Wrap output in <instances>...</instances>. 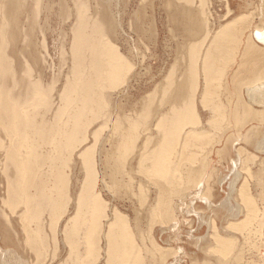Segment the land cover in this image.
<instances>
[{"label":"bare ground","instance_id":"6f19581e","mask_svg":"<svg viewBox=\"0 0 264 264\" xmlns=\"http://www.w3.org/2000/svg\"><path fill=\"white\" fill-rule=\"evenodd\" d=\"M28 1L0 0V149L4 156L0 159L3 161L4 172L6 171L7 175V189H5L8 193L7 203L14 210H12L14 213L19 214L18 220L21 219V222H23L22 228L25 241L31 245L37 260L44 263L48 249V236L45 231L48 224L52 230H55L53 240L56 251L53 257L58 258L53 262L54 259L51 257V264L57 262H59L58 264H145L146 262L147 264L149 256H151L152 263H154L156 258L159 259L158 255L165 259L170 254L167 248L164 249L158 242H156L154 248L149 242L152 249L145 245L144 238L146 239V236L143 235L142 227L140 228V216L137 217V215L133 222L126 213L114 207L100 191L102 182L101 169H99V164L102 162L101 152L108 144L107 136L103 137L102 132L108 126L111 116L106 111V107L113 89L126 81V75L134 67V64L118 45L115 31L116 23L109 18L105 9L101 16L98 11L95 13L91 11L87 1L73 0L75 22L73 25L71 23L70 35L65 40L69 41V49L65 50L64 44L59 41V44L63 45L60 58L61 66L58 73H55L54 65L52 81L46 84L43 81L44 66L51 54L48 49L46 34L42 31V40L37 43L36 33L39 31L40 26L37 30L35 28V25H38L36 20L40 16L39 10L42 0H33L35 5L32 10L35 19H33V23L30 20L27 23H22L20 18L27 9ZM188 1L189 3L194 2V0ZM201 2L204 4L203 1ZM261 2H264V0H261ZM185 6H181L180 18H175L176 23L179 24H181L182 18L189 20L182 32L188 38H195L188 46L187 55L190 63L185 66V73L182 72L180 74L181 79L176 80L174 78L175 70H171L159 96L156 94L149 96L140 114L125 116L122 119L118 118L113 125L115 137L113 136L109 140L113 151L105 158V166L108 168L109 165L116 164L115 170L118 171L120 170V164H122V172L124 175H130V178L132 174L127 170L126 162L130 153L139 148L137 165L140 169L145 170L148 176H155L157 179L163 177L170 180V176L173 174L174 177V174H176V178H173L174 183L177 178L183 179L182 176L180 177L182 173L180 167L174 166L175 168H171L174 164L173 157L176 154L178 145L186 148L191 146L192 148V145L194 147L195 145H201L202 141L210 136L207 132L208 129L204 130L205 128H202L204 127L203 118L201 119L202 114L200 115L198 110V98L203 103L202 106L211 107L215 114L218 111L220 112L225 105L223 102L214 101V97L218 95L216 89H221V81H223L222 86L227 85V82L225 83L224 80L219 79L222 76L223 79H226L227 73L230 72L226 65L230 67L231 64L237 61L236 65L241 70V67L243 69L245 66L244 62L240 61L241 57L242 59L243 57L253 59L260 56L264 58V49L261 48L263 52L254 49V46L256 48L264 47V25H256L255 35L248 33L250 27L247 28V25V27H243V30L238 29V24L243 20L242 17L247 16L241 15L242 20L239 21L240 18H237V14L233 16V9L229 5L226 8L228 9L226 21L220 23L219 28L212 31L207 23V18L205 19L206 16H203L206 14L205 9H199V12H197ZM259 10L264 21V8L261 7ZM199 14L204 19H201ZM249 14L248 17L252 15ZM70 16L69 12L68 17H64V22L69 21L67 18H70ZM25 17L29 18V14ZM252 17L250 18L252 19ZM240 34L245 35L246 39L243 41L249 44L245 47L250 46L251 52L249 48L246 49L243 46L240 47L242 52L239 51V45L241 46ZM207 39L212 48L208 45L209 48L206 47L207 49L201 52L200 48L203 46L201 47L202 43H199L200 41L205 43ZM9 49L14 55V59L8 54ZM197 61L202 65H197ZM17 63L19 66H17ZM65 67L68 70L66 74H62ZM18 68L22 69V74L18 72ZM200 71H202L203 78L207 79L202 82L204 85L202 88L199 86V78L196 79L197 74L201 73ZM262 71L251 69L252 77L249 81L252 82L248 84L252 85H246H248L247 90L250 93L247 100L260 103V106L264 108V89L259 86L263 82L264 66ZM61 74L64 81L62 87L57 89L61 81ZM238 75L237 72L232 75L233 86H243L244 84V82L242 83L243 79H239ZM216 78L219 79V82H217L218 79L214 81ZM219 84L220 86L215 89L216 85ZM236 87H233V91ZM234 93L237 94L236 91ZM242 105L243 108L237 110V114L234 116H237L236 122L245 121L242 123L245 127L247 119L251 118L254 112H251L250 104H248V107ZM238 106L240 107L239 104ZM239 107L237 109H240ZM255 111L259 112L258 115L254 114L257 116L256 120H259L258 116L264 111ZM220 115L223 118L228 117L227 109ZM101 119L103 125L99 129L90 132V126ZM208 120L209 125L216 128L221 125L217 118ZM125 124L127 125L126 130L124 129ZM243 138L247 142L254 141L258 145L262 141L256 136V128H254L248 130L244 137L239 135L234 140L230 139L232 141L229 140V143H232L230 146L235 148V141ZM91 139L93 143L85 146L78 153V147L85 142L89 144ZM139 145L140 147H138ZM182 151H178L180 156L185 152ZM227 151L229 152V149ZM219 152L222 151L219 150ZM197 155L196 152H190V154H186V159L194 162L197 160ZM77 156L80 159L81 172L84 176L78 192L75 190L78 182L75 180L74 173ZM231 161L234 163L236 160L231 157ZM234 165L236 167V164ZM169 166L171 169H169ZM198 166L201 167V165ZM200 167L197 168L195 165L187 169L182 168L185 170L183 172L186 173V180L190 188L188 184L185 186L184 183H181V179L178 180L180 184H184L183 186L188 190L192 189L191 187L201 189L204 178L208 175L211 176L212 173H208V168L201 169ZM169 170H172V174ZM192 174L196 175V177L192 176L194 179L196 178L195 180H192ZM260 174H256L259 181L261 180ZM238 178L237 175L236 181ZM111 183L119 190L127 189V184L125 185L123 181L119 180L113 170L111 171ZM170 183L166 185H170ZM247 185V183H243L241 187L237 186V189H240L239 196L243 203L245 202V207L232 208L234 213L245 211L246 217L244 220H230L228 218V227L237 225L238 229L240 227L238 224L246 222L249 219L250 211H253L254 207L252 208V205L253 202H256L255 199L252 200L247 192ZM177 186L179 187V185ZM175 187L173 186V188ZM160 189L170 192L164 187H160ZM143 191L146 190L143 189ZM201 191L203 193V190ZM166 192L164 194L160 193L159 198L155 199V207L152 205L150 208L149 206V209H151L149 212L152 213H147L146 217L152 214L151 217L148 216L150 219L152 218L151 221H153V218L155 220V215L158 216L160 212L164 211H166V213H162L164 216L166 214V216L173 218V202H169L172 196L169 195L170 199L167 198L169 203L166 202L167 200L162 199L168 196ZM183 192L187 193V190L185 189ZM199 192L198 196H200ZM144 195L142 193L138 195L141 203L145 200L146 195ZM165 203L166 208L164 209L162 207H165ZM18 206H22V208L17 210ZM255 207L257 212V206L255 205ZM72 212L73 215L64 224L65 219ZM255 213H253L254 216H256ZM45 215H48L46 221ZM159 216L161 218L162 215ZM166 216L165 218L168 220L169 218ZM215 220L214 218L213 229H211L213 232L211 233H213L212 237H215L213 240L218 245H213L214 242L208 248L218 251L221 255L223 254L222 256H227L228 250L232 249V245H236V243H233L235 239L232 238L233 236L225 238L220 233V227ZM11 223L13 224V222ZM167 223L169 222L167 221ZM151 225L153 227V223ZM244 226L246 227V225ZM152 227L150 226V229ZM166 227L164 226V229ZM148 239H146V244ZM152 240L154 242L153 238ZM64 250L67 251L65 259L62 256ZM173 251L171 250V254L174 253L173 256L179 255L178 249ZM222 256L221 259L218 258L219 261L217 259V264L228 263L225 262L224 258L222 260ZM0 264H5L3 256Z\"/></svg>","mask_w":264,"mask_h":264},{"label":"rangeland","instance_id":"374dc122","mask_svg":"<svg viewBox=\"0 0 264 264\" xmlns=\"http://www.w3.org/2000/svg\"><path fill=\"white\" fill-rule=\"evenodd\" d=\"M84 1H87L89 3L91 11L93 13L98 11L102 16V12L105 9V12L109 16V18L116 23L115 31L117 33L118 45L120 46L122 52H124V54L127 56V58L134 64L132 70L126 75V81H123L120 85L117 86V88L113 89L110 101L108 102V105L106 107V111L109 112L111 116L108 122V126L102 133L103 137L107 136L108 144L105 145V148L101 152L102 162L99 164V169H101L102 174L100 191L103 193L104 197L109 202H111L114 207H117L120 211L126 213L133 222L135 221L137 215V217L140 216L139 221L140 219L141 221L140 223L138 222L140 224V228L142 227L141 230L143 232V235L146 236V239L149 238L147 240V244L146 239L144 238V243L146 246L150 248L152 244V247L154 248V246L157 244L156 242H158L164 247V249L167 248V251H169L170 253L168 255L171 256L169 257L167 255L166 258L163 259L160 257V255H158L160 260L156 258L154 260L155 264H210V262L211 264H217L223 254L221 255V253H219L218 251H214V249L208 248V246H212L210 244H213L214 242L215 243L213 245L217 244V242L213 240L215 239L214 236L212 237L213 233H211L213 232V230L211 229H213L212 223L214 218L216 219L215 221L220 227L221 232H219L224 235L225 238L233 236L232 238L235 239L233 243H236V245H232L233 250L230 248L228 250V255L222 256V260L224 258L225 262H228L226 264H264V142H262L264 141V112L260 113V116H258L260 118H258L259 120H256L257 116L254 115L259 113L255 110L264 111V108L260 106V103H255L253 101L247 100L250 97V93L247 90L248 85H252L248 84L252 82L249 81V79L252 77L250 71L251 69H259L262 71V68L264 66V58L262 56L255 57L253 59L244 57L242 59V57H239L240 61H243L245 64L243 69L241 67V70L239 69L240 67L236 65L237 61L231 64L230 67L229 65H226L229 68L228 71L230 72L227 73L226 79H223V76V78L219 77V79L224 80L225 83L227 82V85L222 86L223 81H221L222 85L220 86L219 84L215 87L216 89L220 86L221 89H216V91H218V95L214 97V101L223 102V104L225 105V107L222 108L223 110L221 109L220 112L218 111L215 114L211 107L202 106L203 103H201V100L197 97L198 110L200 112V115L202 114L201 119L203 118L202 121L204 127L202 128H205L204 130L208 129L207 132L210 136L208 139L206 138L205 141H202L201 145H195V147L194 145H192V148L191 146L190 148H186L182 145H178L176 154L173 157L174 164L171 161V163L173 164V166L171 164V168H175L176 166L180 167V170L182 171L180 177L182 176L185 181L183 182V179L177 178L176 182L181 179L180 182L184 183L185 186L186 184H188V182L186 180V173L183 172L185 170L183 169H187L195 165L197 166V168L200 167L198 165H201V169L208 168V173H212V175L210 174L211 176L208 175L209 177L206 176L204 178L203 186L201 187V189L191 187L192 189L188 190L185 186H183L184 184H180L179 181V183L177 182L178 184L176 182L174 183L173 178H176V174H174L173 177V169L171 171L169 170L172 174L171 176L168 172L172 180H167V178L161 177V179L163 180L162 181L160 178H155V176H148V173L145 170L140 169L139 165H137V155L139 153V148L134 149L130 153L126 162L127 170H129L132 174L131 178L130 175H124V173L122 172V164H120V170L118 171L115 170L116 164H111L108 166V168L105 166V158L109 156L113 151V148L110 144L111 142L109 140L113 136L115 137L113 131L115 120L118 118L122 119L125 116H134L135 114H140L143 111L145 103L149 96L154 94L159 96L161 94L162 87L164 86L170 71L174 69V78L176 80L181 79L180 74L182 72L185 73V66H188V63H190L188 62L190 60L187 55L188 46L190 42L195 40V38H188L183 35L182 30L189 23V20H185L182 18L181 24H179L178 22L176 23L175 21V18H180L181 6L186 5L185 7L191 8L192 10L194 9L197 12H199V9H205L207 15L205 14L203 16H206L205 19L207 18L209 28L211 27L210 29L212 31H215V29L219 28V26L221 25L220 23L226 21L225 18L228 13V9L226 8L229 5L233 9L232 14L234 16L236 12L242 10L243 8H246L248 1H250L249 6L252 10L250 15L252 14V12H254L252 15L256 16L255 20H253L252 23L258 24L260 22V17L258 15L260 11L259 8H264V2H261V0H194L193 3H189L188 0ZM185 1L188 2L186 3ZM201 1H203L204 4H202ZM227 4L228 6H226ZM34 6L35 5L33 3V0H29L27 9L20 18V21L22 23H27L29 20L33 23L34 16L32 10ZM245 10H247V8ZM69 12L71 14L70 18H67L69 21L64 22V17H68ZM39 13L40 16L36 20L38 22V25H35L36 30L40 26L39 31H37L36 33V40L37 43L41 42V32L43 31L46 34V39L48 42L47 45L51 54V57L47 58L48 62L44 66L45 74L43 76V81L47 84L52 81L54 75V65L55 73H58L60 69V58L63 46L62 44H64L65 50L69 49V41L65 40L70 35L71 30L69 31V29L75 22L73 0H42V5L40 6ZM27 14H29V18L25 17ZM201 16L202 15H200V17ZM231 16L229 15V18ZM245 18V16L242 17V20L240 17L239 21L242 20V22H239L240 24H238V29L243 30V27L248 26V22L246 23V20L244 21ZM201 19H204V17H201ZM255 28L256 26L250 28L248 33L255 35ZM207 40L205 41V43H203V41H200L199 44L202 43L201 47L203 46L202 48H200L201 52H204L205 49H207L206 47L209 48V46H211L212 48V45H210L211 43L209 42V40ZM59 41H61L62 44H59ZM8 54L14 59V55L10 52V49L8 50ZM67 59L69 60V58ZM199 62L197 61L196 64L202 65V63ZM17 66H19L18 63ZM67 70L68 68L65 67L62 70V74H66ZM234 71L239 73V79H243V86L236 85V87L235 85H232L234 84L232 76L235 73ZM18 72L20 74L23 73L21 68H18ZM200 72V76L199 74H197L196 79L198 80L199 78V86L202 88L204 86L202 82H204L205 78H203L202 71ZM62 74L60 76L61 81L57 86V89H60L62 87L64 81L62 79ZM217 79L218 78H216L214 81H216ZM219 79L217 80V82H219ZM262 80L264 82V76ZM262 83H260L259 86L264 89V83L261 86ZM233 87H236L237 90L235 89V91L237 94L234 93L235 91H233ZM236 95H241V97ZM238 104L240 105V107L238 106ZM242 104H244L245 107H248V104H250V109H252L251 112H254L252 113L253 115L251 116V118L249 117L247 119L249 122L247 121L245 127L242 125V123H244L245 121L242 122L241 120V122H236L237 116H234L235 114H237V110H241L243 108ZM238 107L240 109H237ZM226 109L228 117L223 118L220 114ZM261 115H263V117H261ZM213 118H217L218 121L221 122V128H216L209 125L208 119L212 120ZM153 119H155V117H153ZM102 121L103 120L101 119L91 125L89 131L92 132L96 129H99L101 125H103ZM126 128L127 125L125 124L124 129L126 130ZM254 128H256V136H258L259 140H262L259 145L254 141L247 142L243 138L239 141H235V148H232V146H230L232 144L229 143L231 140L238 138L239 135H242L244 137L248 130ZM142 138L144 139V136ZM92 143L93 141L91 139V142L89 144L88 142H85L83 145L79 146L78 153L82 151L85 146L91 145ZM138 147H140V145ZM228 149L229 152L227 151ZM219 150H221L222 152H219ZM178 151L188 152H184L180 156ZM190 152L198 153L197 160L194 161L196 163L186 159V154H190ZM3 157L4 156L2 154V150L0 149V158ZM205 157L207 158V160H205ZM231 157L236 160L234 163L233 161H231ZM234 164H236V167ZM171 168L169 166V169ZM112 170L119 180L123 181L125 185L127 184V189L124 188L119 190V188H116V186L112 185ZM3 172L4 165L2 159H0V263L2 256L4 258L5 264H51V257L54 259L53 262H55L58 259L57 257H53V254L56 251L55 243L53 240V234L55 230H52L47 224V228L45 229L48 236V249L46 254L47 257L45 259V262L41 263L39 260H37V256L31 249V245L27 244V242L25 241V236L23 234L24 232L22 228L23 222H21V219L18 220L19 214H16V212L14 213V210L7 203L8 193L7 190H5L7 189V175L6 171L4 173ZM74 173L75 180H77L78 182L76 184L75 190L76 192H78L79 185L83 181L84 177L83 173L81 172L80 159L78 156L76 159V165L74 166ZM257 173H259L261 176L260 181L256 178ZM237 175L239 178L236 181ZM192 176L196 177L195 174H192L191 178H193ZM152 178H154L155 180ZM195 179L193 178L192 180ZM170 182H173L172 185ZM168 183H170L171 187L170 185H166ZM243 183L248 184L247 192L250 194L252 200L255 199L256 203L253 202V205L255 204L257 206V212L255 209V205H252V208L254 207L252 209L253 211H250L249 213L251 217L249 216V219H247L246 222L239 223L238 225H240V227L238 229L237 225H233L234 227H228V218H230V220H244L246 217L245 211H243V213L239 211V213L237 211L234 213V209H232H238V206L242 208L245 207V202L243 203V200L239 196L240 189H237V186L241 187ZM177 185H179V187ZM111 186H113V188H111ZM173 186H176L177 188H173ZM140 187L142 190L140 189ZM160 187H164L165 189L170 190V192H166L165 190L160 189ZM180 187L183 188L181 189ZM184 188L187 190V193H185L186 191L183 192V190H185ZM143 189L146 191H143ZM175 189L176 191H174ZM201 190H203V193ZM171 191H174L173 193L175 194H173ZM165 192L168 196L165 197L166 199H162L166 201L167 198H171L169 202H173V218H170L165 214L167 218L171 219L167 220L164 214H162L166 213V211H164L162 213L160 212L158 216L155 215L156 221L154 220V218L153 221H151L152 218L150 219V217L152 216V214L151 216L148 215L150 217H146L147 213H152L149 212V210H151L149 209V206L150 208L152 205L154 206V203L156 204L155 199L159 198L158 196L160 193L164 194ZM182 192L183 194H181ZM198 192L200 196L197 195ZM139 193L146 195L145 200L143 201L144 204L141 203L138 198ZM169 195H171L172 197H170ZM166 202L169 203L168 200ZM21 208L22 206H18L17 210H20ZM162 208H166V203L165 207ZM253 213H255L256 216H254ZM72 215L73 212L65 219L64 224ZM159 215H162L161 218ZM162 218L166 219L169 223H167V221L163 220ZM47 219L48 215H45V221ZM11 222H13V224ZM149 223H153V227ZM166 224L168 225L167 227ZM13 225H15V228L13 227ZM244 225H246V227ZM150 226L152 227V229H150ZM164 226L166 227L165 229ZM210 237L212 238L210 239ZM152 238L154 239V242H152ZM149 242H151V244H149ZM152 247L150 249H152ZM176 249L179 250V255L173 256L174 253L171 254V250L175 251ZM62 256L63 259L66 258V250L62 252ZM150 257L151 256H149L147 262L149 264H154L152 263L153 261ZM58 263L59 262H57L56 264Z\"/></svg>","mask_w":264,"mask_h":264},{"label":"crops","instance_id":"0c3cea01","mask_svg":"<svg viewBox=\"0 0 264 264\" xmlns=\"http://www.w3.org/2000/svg\"><path fill=\"white\" fill-rule=\"evenodd\" d=\"M249 5H250V1L247 2V5H246L247 10H245L246 8H245V9L243 8L242 10L236 12V14H237V16H238L237 18H240L241 15H242V16H243V15H246V16H247V17H246V23L248 22V27H250V28H251V27H254V26H256V25L263 26V25H264V22H262V21H263V20H262L263 17H262V14H260V11H259V14H258L259 17H260V22H259L258 24H253V23H252L253 20H255V17H256V16L251 15V16L248 17V14H249L250 11H251ZM248 7H249V8H248ZM245 11H246V12H245ZM247 12H249V13L247 14ZM238 14H239V15H238ZM249 15H250V14H249ZM252 16H253V17H252ZM263 16H264V12H263ZM250 17H252V19H251ZM248 19H251V20H248ZM261 20H262V21H261ZM250 23H251L252 25H251ZM263 27H264V26H263ZM240 35H241V37H240ZM240 35H239V37L241 38V41H240V40H239V41L241 42V46L239 45V51L242 52V50H241L240 47H242V46H243V47H245V46L247 47V45H249V44H248V43L246 44V43H244V41H243L244 39H246L245 35H244V34H240ZM237 37H238V36H237ZM242 37H243V38H242ZM240 38H239V39H240ZM247 38H248V36H247ZM242 42H243V45H242ZM251 42H252V41H251ZM245 44H246V45H245ZM250 45H252V44H250ZM246 47H245V48H246ZM252 47H253V45H252ZM248 48H249V51H250L251 47L249 46ZM248 48H246V49H248ZM257 48H259V49H257ZM257 48H256V46H254L255 51L263 52L262 49H264V47H257ZM261 48H262V49H261ZM252 49H253V48H252ZM256 49H257V50H256ZM260 49H261L262 51H261ZM250 52H251V51H250ZM252 52H253V51H252Z\"/></svg>","mask_w":264,"mask_h":264}]
</instances>
